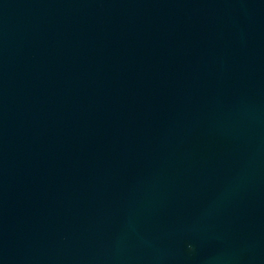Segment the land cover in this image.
<instances>
[{"label":"water","instance_id":"1","mask_svg":"<svg viewBox=\"0 0 264 264\" xmlns=\"http://www.w3.org/2000/svg\"><path fill=\"white\" fill-rule=\"evenodd\" d=\"M0 264H264V0H0Z\"/></svg>","mask_w":264,"mask_h":264}]
</instances>
